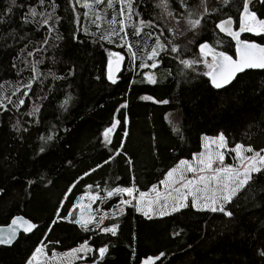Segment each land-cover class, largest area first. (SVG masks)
Masks as SVG:
<instances>
[{"label": "trees", "instance_id": "trees-1", "mask_svg": "<svg viewBox=\"0 0 264 264\" xmlns=\"http://www.w3.org/2000/svg\"><path fill=\"white\" fill-rule=\"evenodd\" d=\"M156 2L142 0L138 8L142 17L154 19L161 26H171L170 21L158 19L160 9L155 7ZM9 3L10 0H0V15H5V22L0 23V85L4 86V95L12 100L24 98L26 105L17 112L4 101L10 110L0 113V226L8 224L13 216L24 215L41 228L27 237L21 235L11 247L0 246V264H24L40 239H45L46 251L52 254L53 251L67 252L88 236L92 237L90 243L94 248L109 244L103 264H141L147 256H158L161 252L165 255L155 264H264L255 252V247L264 244V227H261L264 222V175L259 174L250 188L228 206L234 213L231 218L222 213H197L186 209L182 215L147 219L132 208H126L114 221L119 225L115 237L73 231V226L67 222L53 226L47 238L42 236L45 226L55 218L57 208L62 215L69 209L77 212L72 204L90 191L86 185H93L92 190L98 194L101 193L95 187L97 184L105 188L135 183L139 190L146 191L163 179V172L180 159H191L193 154L200 152L202 136L223 132L230 147L241 143L257 151L264 148V70L246 71L231 85L215 90L205 83L206 77L190 72L182 74V66L168 56L158 69H140L133 64L122 66L117 84L112 85L104 74L107 50L115 51V44L100 42L103 47L100 43L93 44L83 32L77 33L79 43L73 41L70 28L78 25L69 24L61 7L57 12L65 17L58 25L63 40L56 48L42 50L39 54L33 52L32 57H27L28 51L40 47L39 41L44 35L43 30L35 32L21 21V16L35 0H17L18 6L11 14H5ZM189 3L193 9L199 6V0H189ZM207 5L217 9L214 15L236 18V0L231 6L223 5L222 0H207ZM254 10L264 15V7L257 5ZM81 23L89 27L83 17ZM242 38L264 43V39L249 33H244ZM191 39L192 34L186 33L184 37H177L176 43L182 50L186 45L189 50H195V43L188 44ZM196 39L213 44L223 39V45H217L218 50H225L229 40L213 28L211 19L206 31ZM152 43L147 40L148 45ZM26 44L28 48L21 52ZM229 54H234V45ZM185 57L190 58V52H185ZM25 59L29 62L43 59L44 63L38 65L42 73L51 69L64 76L72 67L74 74L58 81L41 75L33 81L27 97H21L23 88L12 95L16 81L24 84L31 76L29 69L17 75L18 70L24 69ZM13 63L16 68L12 67ZM169 71L172 75H168ZM198 71H203L202 66H198ZM144 72L155 73L160 82L155 85L141 83ZM65 93L73 97L68 111L59 107ZM37 95L47 99L37 100ZM140 96L169 102L154 103L141 100ZM33 101L41 105L39 123H32V118L25 115ZM125 101L128 106L117 112ZM114 114L121 120L127 114L124 151L133 160V168L129 170L124 159L117 158L89 176H83L90 167L107 159L109 152L100 142L99 134ZM17 120L29 129L22 134V139H18L11 128ZM173 126L179 128L183 140L172 131ZM119 132L118 129L113 134V145L117 147ZM49 134L54 140L45 145L44 153L36 155L41 144L39 137ZM40 176L44 180H40ZM81 176L83 179H78ZM117 176L119 181L115 180ZM29 179L36 183L29 186ZM70 185L74 187L65 199L64 193ZM118 199L112 198L106 207L115 206ZM61 200L64 201L62 206ZM109 223L105 221L106 225ZM174 232L180 234L174 236ZM254 234L256 239H253Z\"/></svg>", "mask_w": 264, "mask_h": 264}, {"label": "snow or ice", "instance_id": "snow-or-ice-1", "mask_svg": "<svg viewBox=\"0 0 264 264\" xmlns=\"http://www.w3.org/2000/svg\"><path fill=\"white\" fill-rule=\"evenodd\" d=\"M141 3L142 0H35V3L29 5L21 16V21L23 25L31 26L35 32L43 30L44 35L39 41L40 47L28 51L27 57H32L33 52L39 54L42 50L56 48L64 38L58 25L67 17L70 25H78L75 29L70 28L73 41L79 43L77 33L83 32L93 44L106 42L108 45L115 44L121 49L120 51L107 50L104 75L112 85L117 84L120 78L118 73L121 72L126 59L130 64H134L139 59L137 67L140 69H158L161 62L171 56L182 66L180 69L182 74L187 75L190 72L194 76L206 77L205 83L210 89L215 90L229 85L237 77V74L244 73L246 70H264V43L241 38L243 33H249L264 39V15H258L254 10L257 5L264 7V0H236L235 19L233 15H227L224 18L214 15L217 9L210 8L207 5V0H199V6L195 9L192 8L189 0H157L155 7L160 9L158 19L170 21L171 26H161L154 19L142 17L138 10ZM222 3L225 6H231L233 0H222ZM16 6H18L17 0H10L9 7L4 10V13L11 14ZM61 7H63L65 17L57 12V9ZM81 17L88 21L90 27L81 23ZM209 19L213 21L215 30L229 38L225 50L217 48V45H223V39H217L215 44L208 40L197 41L196 38L206 31ZM3 22H5V15H0V23ZM157 28L161 30L153 31ZM146 29L148 31H145ZM186 33L192 34V39L188 41V44L195 43V50H189L187 45L182 50L181 46L176 43V38L184 37ZM130 37L134 39L130 40ZM24 38L21 37V39ZM147 40H152L153 43L148 45ZM31 43L30 40L29 44ZM233 45L234 54H229ZM100 46L103 47V43H100ZM27 48L28 44L20 51L24 52ZM185 52H190V58L185 57ZM145 59L149 63H145ZM43 63V59L31 62L27 59L24 60L25 67L18 70L17 75L19 76L22 71L29 69L31 76L24 84L17 80L12 95L20 92L23 88L21 97H27L33 88V81H37L41 75L58 81L74 74L72 67L68 68L64 76L57 75L51 69L42 73L38 65ZM198 66H202V72L198 71ZM12 67L16 68V64L13 63ZM142 75L141 83L155 85L160 82L155 73L144 72ZM168 75H172L171 71L168 72ZM99 78L97 77V79ZM40 82L43 83V81ZM3 89L4 86L0 85V113L10 110L4 101L11 104L17 112L26 105L24 98L12 100L10 96L4 95ZM49 91H51V86ZM36 99L42 101L47 97L37 95ZM72 99L70 94L65 93L59 104L60 109L68 111ZM139 99L159 104L169 102L155 100L152 96H140ZM127 106V101H125L116 111L119 112ZM40 112L41 105L33 101L25 115L32 118V123H39ZM165 119L168 120L167 114ZM127 125V114H124L123 120L115 114L111 117L107 126L99 134L102 137L100 142L103 147L108 149L109 155L107 159L103 160V163H97L95 167H90L88 171H85L83 176H89L103 165L114 162L117 158H123L129 170L133 168V160L124 151V139L128 135ZM11 128L18 134V139H22V134L29 130L19 120L12 124ZM118 129L120 130V142L117 147L113 145V134H116ZM172 131L178 135L179 139L183 140L177 126H173ZM39 139L41 144L36 155L46 151L45 145L53 141L54 136L51 134L41 135ZM201 142L203 151L193 154L190 160L180 159L175 166L169 167L167 171L163 172V179L158 180V184H152L146 191L139 190L135 183L130 186L116 184L105 188H101L97 184L95 187L101 193L98 194L97 191L92 190L93 185H86L85 187L90 191L78 197L77 202L72 204V208L79 209V211L72 212L69 209L67 214L62 215L60 208H57L55 218L45 226L46 230L42 232V236L47 238L49 232L53 230V226L59 225L60 222H67L68 225L73 226V231L78 229L85 234H106L115 237L119 225L114 221L124 213L126 208H132L147 219L169 217L175 214L182 215L183 210L186 209L197 213H222L224 217L231 218L234 213L229 210L228 206L241 192L250 188L257 178V174L264 175V148L257 151L251 145L245 146L241 143H235L233 147L229 148L223 132L211 137L202 136ZM232 154H234L235 165L225 164L226 155ZM83 176L78 179H83ZM119 179V176L115 177L116 181ZM132 179L135 180L134 177ZM40 180H44V177L40 176ZM34 183L36 181L31 179L27 181L29 186ZM47 183L50 184L51 181L49 180ZM105 183L107 184V182ZM72 187L74 185H70L64 193L65 199L72 191ZM85 198L89 201L87 205L82 202ZM112 198L119 199L111 210V216L103 212L100 207H92L97 201L106 204ZM59 204L62 206L64 201H59ZM106 220L110 221L107 225L105 224ZM261 227H264V222ZM40 228L41 226L37 222H33L31 218L20 215L13 216L6 227H0V245L11 247L21 235L27 237ZM179 234V232L173 233L174 236ZM91 239V236L83 238L77 246L62 253L59 264H73L74 261H81L83 264H88L89 261L90 264H103L106 254L109 252V244H102L94 248L90 243ZM253 239H256L255 234ZM46 248L45 239H40L34 245L24 264H52L57 258L56 253L53 251L51 259H49ZM255 252L260 260L264 261V244L255 247ZM164 255L165 253L161 252L158 256H147L141 261V264H155Z\"/></svg>", "mask_w": 264, "mask_h": 264}, {"label": "rangeland", "instance_id": "rangeland-1", "mask_svg": "<svg viewBox=\"0 0 264 264\" xmlns=\"http://www.w3.org/2000/svg\"><path fill=\"white\" fill-rule=\"evenodd\" d=\"M87 22V24H88V21H86ZM88 26L90 27V25L88 24ZM131 40L132 39H134V38H130ZM121 49L119 48V47H117L116 48V50L115 51H120ZM125 55H126V52L124 53ZM140 61H139V59L133 64L134 66H137L138 65V63H139ZM144 62L145 63H148V61L145 59L144 60ZM129 65H131L128 61H127V59H126V61H125V63L123 64V67L124 66H129ZM145 69H148V68H145ZM149 69H151V68H149ZM150 73V72H149ZM211 137V136H210ZM229 148H231L230 146H229ZM204 149L202 148L201 149V151H203ZM200 151V152H201ZM199 153V152H198ZM198 153H195V154H198ZM234 154H232V155H226V158H225V164H230V165H235V160H234ZM188 160H190V159H188ZM158 184V183H157ZM85 195V194H84ZM83 196V195H82ZM77 202V201H76ZM84 204H88L89 203V201L87 200V198H85L83 201H82ZM116 206V205H115ZM115 206H112V207H110V208H107L106 207V204H101L99 201H97L96 203H94L93 205H92V207L93 208H96V207H100L101 208V210L103 211V212H105V213H107L109 216H111V210L115 207ZM79 211V209H77V212ZM153 218H155V217H153ZM47 252V251H46ZM56 253V260H54L53 262H52V264H59V262H60V259L62 258L61 257V254L62 253H64V252H62V253H57V252H55ZM48 254V253H47ZM51 256H52V254H48V258L49 259H51ZM81 264V263H83V262H81V261H74L73 262V264Z\"/></svg>", "mask_w": 264, "mask_h": 264}, {"label": "water", "instance_id": "water-1", "mask_svg": "<svg viewBox=\"0 0 264 264\" xmlns=\"http://www.w3.org/2000/svg\"><path fill=\"white\" fill-rule=\"evenodd\" d=\"M253 70H259V71H260L261 69H253ZM246 71H250V70H246ZM246 71H245V72H246ZM118 74H119V73H118ZM240 74H242V73L237 74V77H238ZM237 77L234 78V80H233L229 85H231V84L237 79ZM229 85H227V86H229ZM227 86H225V87H227ZM225 87H224V88H225ZM16 216H17V215H16ZM20 216H24V215H20ZM24 217H25V216H24ZM25 218H27V217H25ZM10 222H11V220H10ZM10 222H9V223H10ZM9 223H8V224H9ZM6 226H7V224H6V225H2V226H0V227H6ZM0 246H3V245H0ZM6 247H9V246H6ZM81 264H83V263H81Z\"/></svg>", "mask_w": 264, "mask_h": 264}, {"label": "flooded vegetation", "instance_id": "flooded-vegetation-1", "mask_svg": "<svg viewBox=\"0 0 264 264\" xmlns=\"http://www.w3.org/2000/svg\"><path fill=\"white\" fill-rule=\"evenodd\" d=\"M243 34H244V33H243ZM243 34L241 35V38H242Z\"/></svg>", "mask_w": 264, "mask_h": 264}, {"label": "bare ground", "instance_id": "bare-ground-1", "mask_svg": "<svg viewBox=\"0 0 264 264\" xmlns=\"http://www.w3.org/2000/svg\"><path fill=\"white\" fill-rule=\"evenodd\" d=\"M123 66V65H122Z\"/></svg>", "mask_w": 264, "mask_h": 264}]
</instances>
